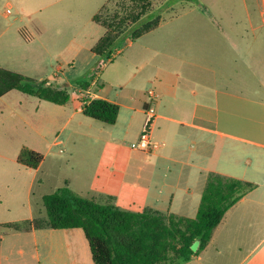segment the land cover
Masks as SVG:
<instances>
[{
	"label": "crops",
	"instance_id": "obj_1",
	"mask_svg": "<svg viewBox=\"0 0 264 264\" xmlns=\"http://www.w3.org/2000/svg\"><path fill=\"white\" fill-rule=\"evenodd\" d=\"M109 1L0 0V67L49 81L88 53L87 74L98 62L91 50L105 34L94 17ZM157 10L159 26L125 41L113 62L102 63L90 88L79 91V98L117 104L116 123L124 112L135 142L79 138L101 150L61 157L75 175L64 176L55 191L67 184L101 203L112 197L125 211L195 219L211 174L251 182L256 189L225 214L207 247L186 264H264V0H172ZM18 44L39 48L43 59L35 53L19 60L13 50ZM106 72L108 93L99 84ZM149 90L158 95L151 127L155 148L141 152L132 145L144 128ZM66 106L12 91L0 98V123L44 136L46 123H66L63 129L73 123L75 113L67 115ZM78 109L84 116L81 101ZM121 149L128 150L127 158ZM45 163L35 170L18 164L32 176L23 187L13 186L22 188L24 211L0 222L7 229L0 233V264H94L82 229L10 228L47 217L48 193L39 196L42 209L33 202L36 185L46 182ZM13 187H0V193ZM11 203L0 196V215Z\"/></svg>",
	"mask_w": 264,
	"mask_h": 264
},
{
	"label": "trees",
	"instance_id": "obj_2",
	"mask_svg": "<svg viewBox=\"0 0 264 264\" xmlns=\"http://www.w3.org/2000/svg\"><path fill=\"white\" fill-rule=\"evenodd\" d=\"M105 9L106 6L94 17V22L105 29L104 36L91 50L97 55L98 62L87 72L85 78L88 81H76L84 91L90 88V82L102 71V63L113 62L125 41L137 40L155 30L161 22L158 16L141 29L134 30L149 11L144 5L126 23V28L116 32L100 21ZM20 34L25 41L31 40L24 31ZM12 91L58 106L67 105L72 99L66 86H58L48 80L39 81L0 67V98ZM81 110L86 118L107 126H114L120 113L117 104L90 97L82 98ZM43 160L39 152L23 147L17 163L35 170ZM256 187L251 182L211 174L196 218L188 219L149 209L139 213L125 211L114 204L112 197L101 203L76 194L66 184L43 197L45 219L10 228L82 229L94 264H186L207 247L225 214ZM197 241L198 251L193 252L191 246Z\"/></svg>",
	"mask_w": 264,
	"mask_h": 264
},
{
	"label": "rangeland",
	"instance_id": "obj_3",
	"mask_svg": "<svg viewBox=\"0 0 264 264\" xmlns=\"http://www.w3.org/2000/svg\"><path fill=\"white\" fill-rule=\"evenodd\" d=\"M172 0H110L106 6V9L103 11V14L100 18V21L106 26H110L111 29H114L116 32L126 28V23H128L133 16H135L144 5L148 6L149 11L146 16L138 22L133 28L134 30L141 29L145 24L153 21L157 18V13L164 4L166 7ZM132 29V30H133ZM101 32H103L101 30ZM11 50V49H9ZM14 56L19 55V60H23V55L34 54L43 59L39 55V48L32 47L31 51L25 47L18 44L14 47ZM13 56V57H14ZM88 53L82 57L76 58L75 64H69L66 66L65 70L61 72V75L54 74L49 82L56 84L58 86H66L68 92L71 94V102L66 106L67 115L75 113L73 116V123H68L67 126L63 129L66 123H55V124H45L44 130L46 133L44 136H40L35 131L26 128L24 125L18 127H12L11 123H0V187L6 188L7 186L13 187H23L27 184L28 180L31 179L32 174L26 169H22L18 163L17 158L20 154V151L23 147H28L36 150L43 155L46 163L42 168L43 177H46L44 181L45 185L41 188L39 184L35 187V196L33 199L36 208L42 209V202L39 196L44 193H52L56 190L57 184L60 183L61 179L64 176H73L71 169L65 167L64 163L60 161V158H65L66 154L71 153H95L100 151L96 147L88 145L85 140L79 141V138H114L116 142H135L132 140L130 134L127 131L126 123L124 121L127 119V115L124 112L121 114V117L114 126H107L102 123L90 120L84 116H79V101L84 98L82 93L79 94V91H82V88L79 87L76 81L84 83L88 81L86 77V68L88 67ZM37 66L43 68L44 65L36 63ZM65 64V63H64ZM74 65V66H73ZM42 66V67H41ZM110 71V70H109ZM48 75V73H47ZM45 75V76H47ZM108 73L106 72L100 85L105 86V92L108 93L111 91V87L105 84V78ZM35 76V75H33ZM91 83V82H90ZM98 85V84H97ZM98 89V88H96ZM80 119H83V123H79ZM26 128V129H25ZM56 142H61V144L53 145ZM51 146V149H50ZM142 152V151H141ZM122 156L125 158L128 157L127 149H121ZM47 158H46V157ZM122 156L117 157L116 166L120 167L119 159ZM107 164H112L111 160L107 161ZM9 188V189H10ZM7 189V188H6ZM18 189V188H17ZM22 188L15 190L13 187L12 192H3L0 193L2 200L6 201V198L9 199L12 203L10 204L9 212L5 211L4 214L0 215V222H8L15 220L22 216L24 211L23 207V198ZM6 233L7 229L0 227V233Z\"/></svg>",
	"mask_w": 264,
	"mask_h": 264
},
{
	"label": "built area",
	"instance_id": "obj_4",
	"mask_svg": "<svg viewBox=\"0 0 264 264\" xmlns=\"http://www.w3.org/2000/svg\"><path fill=\"white\" fill-rule=\"evenodd\" d=\"M148 98L150 102H149V106L145 109L146 120H145L143 131L137 143L132 145L133 148H135L138 151H142V152H150L155 148V145L151 138V127L153 125V120L155 117L154 114H155L157 98H158V95L155 92V90L148 91Z\"/></svg>",
	"mask_w": 264,
	"mask_h": 264
},
{
	"label": "water",
	"instance_id": "obj_5",
	"mask_svg": "<svg viewBox=\"0 0 264 264\" xmlns=\"http://www.w3.org/2000/svg\"><path fill=\"white\" fill-rule=\"evenodd\" d=\"M198 248H199V242H195L192 246H191V249L193 252H197L198 251Z\"/></svg>",
	"mask_w": 264,
	"mask_h": 264
}]
</instances>
